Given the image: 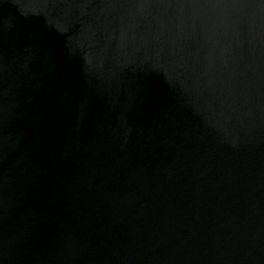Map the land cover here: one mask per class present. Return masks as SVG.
Returning a JSON list of instances; mask_svg holds the SVG:
<instances>
[{"label": "water", "instance_id": "obj_1", "mask_svg": "<svg viewBox=\"0 0 264 264\" xmlns=\"http://www.w3.org/2000/svg\"><path fill=\"white\" fill-rule=\"evenodd\" d=\"M0 264H264V0H0Z\"/></svg>", "mask_w": 264, "mask_h": 264}]
</instances>
